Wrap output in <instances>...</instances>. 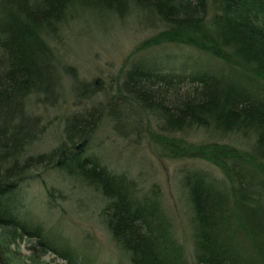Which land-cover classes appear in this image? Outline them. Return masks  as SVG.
Segmentation results:
<instances>
[{"label":"trees","instance_id":"obj_1","mask_svg":"<svg viewBox=\"0 0 264 264\" xmlns=\"http://www.w3.org/2000/svg\"><path fill=\"white\" fill-rule=\"evenodd\" d=\"M73 4L118 15L130 8L148 12L161 29L135 51L183 45L219 59L224 71L197 68L186 84L176 74L154 71L149 58L134 59L106 103L65 117L60 144L21 158L42 131L26 100L46 106L58 100V61L47 41ZM263 13L264 0H0V231L35 238L40 252L58 253L63 264H87L61 245L64 238L54 229L18 209L14 189L27 182L28 170L55 166L99 189L103 223L130 264H264ZM65 71L76 96L98 91L90 88L97 84L76 80L72 68ZM136 108L157 121L160 154L203 159L221 170L222 178L184 177L196 230L192 262L170 235L155 189L142 193L133 178L85 154L104 118L116 122ZM191 130H207L213 140H187L183 134ZM225 137L248 141L246 147L219 141ZM0 264H18L1 240Z\"/></svg>","mask_w":264,"mask_h":264},{"label":"rangeland","instance_id":"obj_2","mask_svg":"<svg viewBox=\"0 0 264 264\" xmlns=\"http://www.w3.org/2000/svg\"><path fill=\"white\" fill-rule=\"evenodd\" d=\"M260 20L264 23V13ZM159 21L157 16L134 8L118 15L89 5L69 6L57 35L47 41L58 61V100L50 106L34 103L38 100L30 97L26 100L28 111L39 117L42 131L26 146L21 158L48 152L60 144L65 117L84 107L106 103L114 96L116 83L122 80L134 59L149 58L154 71L176 74L186 84L197 68L224 71L219 59L183 45L169 43L135 51L144 39L161 29ZM66 67L75 71L76 80L97 84L90 88L98 91L90 98L76 96L70 87L71 75L65 71ZM126 111L116 122L106 117L98 124L93 139L84 148L85 154L97 158L110 170L133 178L142 193L151 187L155 189L170 235L181 247L183 258L192 262L196 230L184 177L197 172L209 178H222L221 170L199 158L163 156L155 142L159 133L157 121L139 108ZM183 136L197 142L213 140L207 130H191ZM219 141L246 147L248 140L238 142L225 137ZM28 174L27 182L17 184L14 189L20 197L18 209L27 220L54 229L64 238L61 245L69 247L87 264H130L128 252L121 249L103 223L100 210L104 201L98 188L55 166L32 167ZM47 190L51 191L50 195ZM8 230L0 231V240L13 262L64 263L56 252H40L35 238L20 237Z\"/></svg>","mask_w":264,"mask_h":264}]
</instances>
